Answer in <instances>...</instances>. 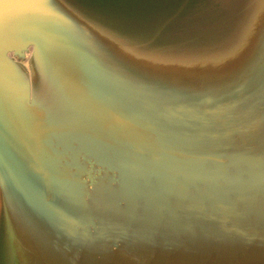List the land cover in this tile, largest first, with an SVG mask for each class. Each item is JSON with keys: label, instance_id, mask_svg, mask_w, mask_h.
Wrapping results in <instances>:
<instances>
[{"label": "water", "instance_id": "95a60500", "mask_svg": "<svg viewBox=\"0 0 264 264\" xmlns=\"http://www.w3.org/2000/svg\"><path fill=\"white\" fill-rule=\"evenodd\" d=\"M0 264H264V0H0Z\"/></svg>", "mask_w": 264, "mask_h": 264}]
</instances>
